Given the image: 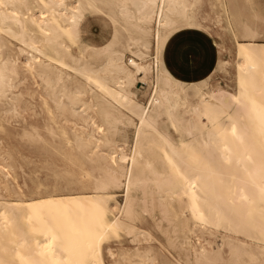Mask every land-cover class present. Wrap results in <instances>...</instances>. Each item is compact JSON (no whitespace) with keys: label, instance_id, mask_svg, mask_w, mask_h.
Returning a JSON list of instances; mask_svg holds the SVG:
<instances>
[{"label":"bare ground","instance_id":"6f19581e","mask_svg":"<svg viewBox=\"0 0 264 264\" xmlns=\"http://www.w3.org/2000/svg\"><path fill=\"white\" fill-rule=\"evenodd\" d=\"M238 21L223 0H0V264H264V40Z\"/></svg>","mask_w":264,"mask_h":264},{"label":"rangeland","instance_id":"374dc122","mask_svg":"<svg viewBox=\"0 0 264 264\" xmlns=\"http://www.w3.org/2000/svg\"><path fill=\"white\" fill-rule=\"evenodd\" d=\"M223 1H224V4H225L226 14L229 16V19H230V22H231L232 29L239 34V37H238L239 39L244 38L243 35L245 34L244 29L243 28L239 29V26H238L239 25L238 24L239 23L238 15H242L243 19H245L249 24L252 25V27H254L255 29H257L260 32L261 39L264 40L263 24L260 23V22L255 23L254 21H252L248 17L247 9L243 6L242 0H223ZM256 1L257 2H264V0H255V2ZM208 8H209V5L206 6V9H208ZM199 38L203 42L208 40L207 37H203V36H200ZM192 40H193V35L190 32H188V33H186L184 35L182 40L178 41L179 43L177 42L178 46L182 48V53L180 55V60H181L180 70L182 72H184L188 76H190L191 72H192V65H191V59H192L191 50H192V48L190 46V43H191ZM129 56H131V55L127 54V57H129ZM214 59H215V54L213 55L211 60L214 61ZM208 68H210V66H208ZM153 73H155V72H153ZM154 76H155V74H154ZM144 81L143 80L139 81L137 92H138L140 98L142 99V101L147 103V100H148L150 94L152 93L153 89L156 86L154 84H156V83L154 82L155 78L153 77V75L150 78V81H149V79L148 80H144ZM211 82H212L211 83L212 85L219 84V85H221L223 87H227L226 79L224 78V76L221 73L216 74L213 77V79L211 80ZM117 195H118V201H121L122 198H123L122 189H119L117 191ZM142 225L144 226L143 228H149V226H150L149 219L146 218L144 220V222L142 223ZM169 229L173 230L174 228L171 225L169 227ZM219 242H220V240H219ZM126 244L131 249H133L136 246L135 243H133V242H129V243H126ZM144 245H145V242L143 241L140 244V247H143ZM214 245L216 247L217 243H214ZM155 248L157 249L158 247L155 245ZM173 253L175 255H178V253H179L182 256H184V253L182 252V250H178V252L175 251ZM223 256H225V257L228 256L227 248H225V250L223 251ZM227 263L226 262H222L220 264H227Z\"/></svg>","mask_w":264,"mask_h":264},{"label":"built area","instance_id":"2783aa9c","mask_svg":"<svg viewBox=\"0 0 264 264\" xmlns=\"http://www.w3.org/2000/svg\"><path fill=\"white\" fill-rule=\"evenodd\" d=\"M153 59H154V71L153 72H155V73H153L152 75H153V77L155 78V83H156V63H157V61H156V57H155V55H154V57H153ZM152 59V60H153ZM154 74H155V76H154Z\"/></svg>","mask_w":264,"mask_h":264},{"label":"crops","instance_id":"0c3cea01","mask_svg":"<svg viewBox=\"0 0 264 264\" xmlns=\"http://www.w3.org/2000/svg\"><path fill=\"white\" fill-rule=\"evenodd\" d=\"M256 4H258L259 7H261L262 10H263V12H264V2H257V1H256ZM180 65H181V60H180Z\"/></svg>","mask_w":264,"mask_h":264}]
</instances>
